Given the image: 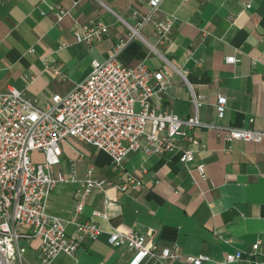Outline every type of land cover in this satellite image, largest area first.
<instances>
[{"label": "crops", "instance_id": "0c3cea01", "mask_svg": "<svg viewBox=\"0 0 264 264\" xmlns=\"http://www.w3.org/2000/svg\"><path fill=\"white\" fill-rule=\"evenodd\" d=\"M46 1L66 7L78 1L73 13L80 21L99 18L109 31L92 45L75 42L74 21L69 17L57 21L41 0H0V92L13 86L35 96L40 105L53 93L64 94L82 81L91 62L106 59L128 34V24L149 9L148 0ZM166 15L174 16L167 43H156V30L148 22L141 34L157 50L132 39L118 55L125 65L143 62L149 69L170 74L163 99L153 100V105L169 108L180 117L189 116L193 112L191 87L205 98L198 110L201 121L213 119V103L221 94L227 101L220 124L264 129V0H162L159 16ZM229 55L238 60L226 62ZM44 59L55 62L59 73L45 71ZM192 133L200 145L195 160L187 165L175 151H135L125 157L120 174L104 151L74 136L62 141L54 172L69 174L73 163L79 178L93 167L96 176L117 182L131 175L142 185L125 191L109 187L107 193L115 205L107 209L102 193L93 190L77 218L92 217L103 231L80 246L75 257L60 254L53 264H122L130 253L124 246L108 242L110 225L139 231L153 227L157 247L177 243L183 254L205 253L210 259L201 264H218L236 249L244 251L242 259L225 264H264V142L225 141L203 126L194 127ZM39 154L41 159V152L33 151L34 156ZM197 161L205 163L206 179L189 169ZM78 186L77 182H57L50 191L47 210L64 219L71 217ZM93 209L105 210L108 218L92 215ZM67 230L72 232L74 225L68 224ZM257 240L258 248L251 257L256 259L254 263L247 252ZM25 243L26 260L40 264L39 237ZM166 264L188 263L170 259Z\"/></svg>", "mask_w": 264, "mask_h": 264}, {"label": "built area", "instance_id": "2783aa9c", "mask_svg": "<svg viewBox=\"0 0 264 264\" xmlns=\"http://www.w3.org/2000/svg\"><path fill=\"white\" fill-rule=\"evenodd\" d=\"M41 1L57 21L66 17L74 21L75 42L92 45L109 31L108 25L99 18L80 21L73 13L78 1H72L70 7L59 2ZM148 1V11L139 14L134 24H128V34L118 40L111 54L103 61L93 60L87 76L68 92L53 93L42 105L35 96L13 86L0 92V264H32L25 258V240L32 237H39L37 257L40 264H53L60 254L75 257L80 246L88 244L103 231L94 218H77L91 192L97 190L102 193L107 209L115 205L107 193L109 187L125 191L142 185L131 175L117 182L96 176L93 167H88L84 177L79 178L73 163L69 174L61 170L54 172L53 166L60 159L59 145L68 137H77L107 153L118 174L123 170L127 154L135 151L145 154L175 151L181 163L187 165L194 161L200 141L192 129L197 126L215 130L225 141L264 142V129L227 126L218 122L226 108L225 95L216 96L213 103L215 113L210 122L199 119L198 110L205 98L194 93L191 87L193 112L189 116L180 117L169 108L153 105V100L163 99L170 85V74L161 69H149L143 62L125 65L118 58L124 45L132 39H139L157 50L141 34V29L148 22L156 30L157 44L170 40L174 16L160 17L162 0ZM29 51L32 52L33 48ZM225 60L235 63L238 58L229 55ZM43 68L53 74L59 73L55 62L48 59L43 60ZM179 73L184 77L183 72ZM34 150L41 152V159L33 158L31 152ZM189 169L196 171L201 179H206L204 162L197 161ZM57 182L79 184L74 192V213L66 219L47 210L50 191ZM91 213L108 218L105 210L93 209ZM68 224L74 225L72 232L67 230ZM24 227H28L27 230ZM155 236L153 227L139 231L133 227L123 229L110 225L108 242L122 245L129 251V258L122 264L154 261L166 264L170 259L201 264L210 259L205 253L183 254L177 243L157 247ZM258 244L259 240L255 241L247 252L250 259L255 255ZM243 256L244 251L236 249L226 253L218 264L236 262ZM251 260L257 263L256 259Z\"/></svg>", "mask_w": 264, "mask_h": 264}, {"label": "rangeland", "instance_id": "374dc122", "mask_svg": "<svg viewBox=\"0 0 264 264\" xmlns=\"http://www.w3.org/2000/svg\"><path fill=\"white\" fill-rule=\"evenodd\" d=\"M31 154H32L33 158H35V159H40V154L37 155V156H34V155H33V151L31 152Z\"/></svg>", "mask_w": 264, "mask_h": 264}]
</instances>
